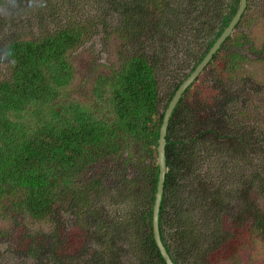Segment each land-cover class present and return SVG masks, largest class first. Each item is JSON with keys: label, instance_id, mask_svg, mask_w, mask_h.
<instances>
[{"label": "trees", "instance_id": "16d2710c", "mask_svg": "<svg viewBox=\"0 0 264 264\" xmlns=\"http://www.w3.org/2000/svg\"><path fill=\"white\" fill-rule=\"evenodd\" d=\"M238 2L44 0L30 30L0 40V219L51 224L30 238L49 247L46 264H166L152 229L160 107ZM252 2L236 29L253 19ZM99 30L118 38L116 60L98 63L88 87L74 84L75 52ZM241 46L238 35L225 38L168 121L158 229L174 264H250L248 248L264 241V130L238 118L232 89L247 79ZM216 157L241 172L219 171L216 182L200 166ZM104 160L117 165L96 173ZM230 194L240 204L233 217ZM63 247L70 254L59 259Z\"/></svg>", "mask_w": 264, "mask_h": 264}, {"label": "rangeland", "instance_id": "374dc122", "mask_svg": "<svg viewBox=\"0 0 264 264\" xmlns=\"http://www.w3.org/2000/svg\"><path fill=\"white\" fill-rule=\"evenodd\" d=\"M4 4L0 5V40L5 37L11 30L19 31L22 35L23 32L30 30V26L27 21L31 23L36 21L37 13L42 10L41 5L44 0H3ZM231 0H226V3H230ZM252 8L248 15L253 18L250 22L242 23L238 29H234L232 33L238 35L239 42L242 44L241 48L247 55L248 61L243 66V72L247 79L243 83H239L235 80L233 83V91H237L240 98L237 102V110L244 109L243 117H238L244 123L248 125H257L264 130V0H252ZM43 6V5H42ZM43 11V10H42ZM89 13H95L92 9H88ZM252 15V16H251ZM82 18L81 16H79ZM110 42L106 40L102 31L99 30L93 38H90L83 47L79 48L75 52V64L77 67L76 82L84 83L85 87L91 83L90 78L93 76L94 67L98 63L114 62L116 60V50L114 44L117 46L119 42L115 35L110 36ZM251 45H254L251 47ZM149 47V45H147ZM147 46L146 49L148 48ZM252 48V49H251ZM240 49V47L238 48ZM108 53V55H106ZM181 56V55H180ZM182 57V56H181ZM91 62V64H89ZM181 62V61H180ZM182 67V66H181ZM178 67V70H181ZM5 71V64L0 62V72ZM210 75V76H209ZM0 76H2L0 74ZM203 78L209 76L210 79L215 78L214 74L209 72H203L201 74ZM161 111H164V106L160 107ZM238 112V111H237ZM255 123V124H254ZM223 158H214L213 161L203 162L200 164L202 172H208L209 175L213 174L216 182H218V172L226 171V175L233 168L240 170L239 167L230 166L229 169H223L221 166ZM103 164L94 168L96 173L102 168H110L116 166L117 163L114 160H104ZM210 170V171H208ZM238 174H235L237 176ZM111 184H106V189L109 191ZM225 201L229 202V208L233 210L232 217L237 211H240L239 201L231 194L225 197ZM71 216H63L65 232H74L73 225H70L69 220ZM8 217L6 219H0V264H46L50 263L49 247L42 242H31V235L35 233L49 234L52 233L51 224L40 222L32 224L28 219L23 217ZM17 222V223H16ZM247 225L251 224L248 220L245 222ZM63 233V243L66 242L68 237L67 233ZM242 233L238 238V242L241 244V248L248 247L249 243L246 238L249 236L252 238L254 233ZM72 241V240H71ZM70 254L69 250L63 249L59 251V259L64 255ZM250 260V264H264V241L260 243L258 240L254 242V248H248V255L246 256Z\"/></svg>", "mask_w": 264, "mask_h": 264}, {"label": "water", "instance_id": "95a60500", "mask_svg": "<svg viewBox=\"0 0 264 264\" xmlns=\"http://www.w3.org/2000/svg\"><path fill=\"white\" fill-rule=\"evenodd\" d=\"M247 4V0H239L237 8L233 16L231 17L230 21L228 22L227 26L222 30L220 35L215 39L213 44L207 50L203 58L195 65V67L188 72V75L182 80V82L178 85L177 89L175 90L174 94L168 101V104L164 110L163 117L159 127V135L157 138V146H156V153H157V164H158V180L157 186L155 191V199L153 203V210H152V229L155 243L161 252L166 264H174L172 259L170 258L169 254L166 252V249L161 241L160 233L158 229V218H159V206L161 201V196L163 192V183L164 177L166 173V161H165V145H166V130L168 126V121L170 115L181 97L184 90L193 82V80L198 77V75L202 72L205 65L209 62L212 55L217 51L220 47L221 43L225 40L227 36L232 33V30L235 24L238 22L241 14L243 13Z\"/></svg>", "mask_w": 264, "mask_h": 264}, {"label": "flooded vegetation", "instance_id": "af4514ba", "mask_svg": "<svg viewBox=\"0 0 264 264\" xmlns=\"http://www.w3.org/2000/svg\"><path fill=\"white\" fill-rule=\"evenodd\" d=\"M246 5H247V4H246ZM245 8H246V7H245ZM224 28H225V27H224ZM224 28H223V29H224ZM234 29H235V26H234L233 30H234ZM233 30H232V31H233ZM192 66H195V65H191V67H192ZM187 72H190V71L187 70Z\"/></svg>", "mask_w": 264, "mask_h": 264}]
</instances>
